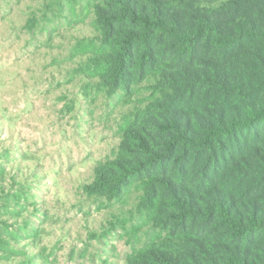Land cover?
<instances>
[{
  "label": "trees",
  "instance_id": "16d2710c",
  "mask_svg": "<svg viewBox=\"0 0 264 264\" xmlns=\"http://www.w3.org/2000/svg\"><path fill=\"white\" fill-rule=\"evenodd\" d=\"M38 4L31 33L91 19L70 58L120 116L84 193L130 246L121 264H264V0ZM20 181L0 162V264H55Z\"/></svg>",
  "mask_w": 264,
  "mask_h": 264
},
{
  "label": "rangeland",
  "instance_id": "374dc122",
  "mask_svg": "<svg viewBox=\"0 0 264 264\" xmlns=\"http://www.w3.org/2000/svg\"><path fill=\"white\" fill-rule=\"evenodd\" d=\"M38 1L0 0V162L26 186L25 215L46 229L55 264H121L130 246L117 234L101 237L111 210L84 193L95 164L117 145L120 116L102 96L86 97L70 58L91 19L62 21L51 38L31 33L25 25L34 11L40 16Z\"/></svg>",
  "mask_w": 264,
  "mask_h": 264
}]
</instances>
